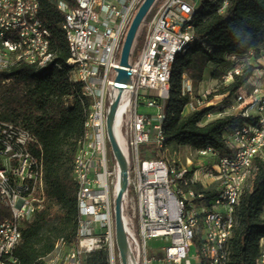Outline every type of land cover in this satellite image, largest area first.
I'll return each instance as SVG.
<instances>
[{"label": "built area", "instance_id": "built-area-1", "mask_svg": "<svg viewBox=\"0 0 264 264\" xmlns=\"http://www.w3.org/2000/svg\"><path fill=\"white\" fill-rule=\"evenodd\" d=\"M144 0H56L64 21L71 22V31L76 33L80 42L76 58L77 68L85 75L90 84L95 106L94 139L89 146L88 161L78 167V173H84L83 200L85 202L84 235L79 240L76 255L67 257L60 264H123L116 236L115 184L119 173V164L114 156L107 130V115L111 104L120 95L117 113H120L119 144L126 156L129 167L128 188L123 195L122 217L127 235L129 264H198L200 255L190 254L192 245L190 222L194 215L182 212V205L174 196L171 178L164 175V155L162 157L141 158L140 147L154 140L161 153L159 125L164 114V99L170 63V53L177 48L180 40L195 35L191 26H184V19L194 4L188 0H162L152 15L145 30L143 44L136 57L131 61V81L121 83L116 80L120 67L122 46ZM41 2V0H40ZM9 4V14L0 18V42L16 46L13 41H5L8 32L23 33L36 49L43 46L39 35V19L35 9H29L28 0L12 5L9 0H0V5ZM38 5V4H37ZM29 51V48H24ZM240 60L237 55L231 57ZM10 59L0 53V70L8 69ZM30 64V63H27ZM244 65L242 62L231 71L235 74ZM261 76L264 74L260 70ZM230 74V75H231ZM123 85V89L120 86ZM184 87L192 86V80L185 76ZM204 93V107L213 103ZM201 100V99H200ZM198 104L190 103L193 109ZM249 100V101H248ZM264 100V87L250 88L242 93L241 103H232V113H240V105H248ZM156 108L155 113L141 112V106ZM264 109V107H263ZM239 110V111H238ZM226 113V111H220ZM219 113V116H220ZM246 116V115H244ZM243 133H227L225 143L229 152L220 153L214 148H201L197 152L215 157L211 175L221 184V193L212 201V222H222L221 204L226 188H236V179L232 184H223V177H230L231 170H237L240 163L254 152V142L264 144V119L261 120L262 132H256V138H249L250 122L242 124ZM234 138L249 140V147L235 150ZM122 143V145H121ZM123 146V147H122ZM42 145L36 135L15 122L0 119V204L11 209L12 215L0 221V264L16 263L14 251L22 239V229L33 220L36 212L43 206L45 195L42 183L38 182L37 154ZM228 156H235V163H228ZM217 160H224V169H217ZM193 161H190V164ZM174 173H179L182 183H186V192L191 198V169L189 165L172 164ZM202 190V202L205 197ZM232 200V197H231ZM231 220V216H230ZM226 231H222L220 243H227ZM205 236H200V240ZM162 239L165 245L160 252L150 255L149 241ZM260 239V255L264 264V253ZM104 251L105 258L97 263L89 258ZM159 256V257H158Z\"/></svg>", "mask_w": 264, "mask_h": 264}, {"label": "trees", "instance_id": "trees-1", "mask_svg": "<svg viewBox=\"0 0 264 264\" xmlns=\"http://www.w3.org/2000/svg\"><path fill=\"white\" fill-rule=\"evenodd\" d=\"M161 2H155L144 20L137 35V49L133 51L135 57ZM41 3L40 16L51 30L53 62L43 70L27 63L0 70V119L32 131L42 145L45 159V199L33 220L22 229L21 242L14 251L16 264H45L60 240L73 245L79 233V185L73 177V168L79 142L86 132L90 100L83 95L82 84L71 79V67L67 64L70 49L61 27V11L49 0ZM193 26L195 39L184 53L178 54L172 68L170 96L165 103L166 144L229 152L226 134L239 125L255 122V118L242 113L227 114L203 123L212 107L185 115L191 95L184 93V79L188 76L194 85L199 84L209 64H224L231 55L253 54L255 59L260 58V47L264 44V0H202L195 11ZM257 68L255 64L244 65L223 92L234 94ZM217 193L216 188L206 189V201L210 203ZM11 215V209L0 204V221ZM262 237L264 159L257 158L236 206L229 239L230 264H256ZM194 243L200 245L199 233ZM104 258V251L97 252L89 262L97 263Z\"/></svg>", "mask_w": 264, "mask_h": 264}, {"label": "bare ground", "instance_id": "bare-ground-1", "mask_svg": "<svg viewBox=\"0 0 264 264\" xmlns=\"http://www.w3.org/2000/svg\"><path fill=\"white\" fill-rule=\"evenodd\" d=\"M12 5H19V1H27V0H9ZM53 2L57 8L59 6L56 4V0H49ZM38 4V5H37ZM29 9H35V13L37 18L39 19V35L44 40L43 46L40 49H36V44H30V40H26L23 36V33L18 32H8L5 34V41H13V45L16 46L15 50L11 49L10 45H2L0 42V53L1 55L6 56V59H10L8 63V68L13 65L19 63H30L37 67L38 70H43L47 68V66L53 62L55 58V53L51 48V30L46 25L45 21L40 16L42 3L40 0H28ZM60 10V9H59ZM196 7L193 6L191 10H189V14L184 19V26H191L192 31L194 32L193 20L195 15ZM61 22V27L64 31L67 43L70 49V57L67 60V64L71 67V79L75 82H80L82 84V92L85 97L90 100V104L88 106L87 119H86V132L83 138L79 142V147L76 152L74 168H73V177L77 181L79 185L78 191V202H79V233H78V241L73 245H68L65 241L60 240L56 246V254L46 258L45 264H60L66 260L67 257H72L76 255L77 247L79 246V240L84 235V217H85V202L83 200V191H84V173H78V167L84 161H88L89 155V146L92 145L94 139V130L92 129L93 124H95V106L93 103V96L90 91V84H87V80L85 75H81L80 71L77 68L76 58L79 54L80 50V42L77 39L76 33H72L71 31V22L64 21V14ZM9 14V4L0 5V18H5L6 15ZM195 39V35H192L187 38H183L180 40L179 44H177V48L170 53V63L168 68V77H167V85H166V94L164 99V114L160 121L159 132L160 136H164L163 140H161V150H167L168 145L166 144V136L164 132V123L166 119L165 114V103L170 96V82L172 75V68L174 61L179 53H184L190 46V44ZM24 48H29V51L24 50ZM233 55H231L232 57ZM236 71L235 74H240L242 71ZM258 78L255 80H251V88H257L259 79L261 78V72H258ZM235 74H231L230 77L233 78ZM184 93H192V86H185ZM242 102V92L237 91L236 99L234 103ZM190 104V103H189ZM248 105V104H247ZM255 113H250L249 107H244V109H240V113L246 116H252L255 118V122H250L249 128V138H256V132H262L261 120L264 119V100H259L256 102ZM232 105L230 106V108ZM227 115L228 113H220V116ZM120 113L118 112L116 115V119L114 122V129L117 137L120 140ZM233 134H241L243 133V125H239L235 127L233 130ZM229 132V133H232ZM122 145V143H121ZM123 147V146H122ZM243 147H249V140H243L241 138H234V148L235 150H242ZM212 148V147H205ZM198 154L202 156H207V153L198 152ZM259 159H264V144L261 142H254V152H251L248 157H246L242 163H240V167L237 170L230 171V177H223V184H232V178L236 179V188L233 192V188H226V192L222 194V201H231V203H223L221 204V217L222 222H212L211 208L212 201L208 203L203 198L202 202V190H206L207 188L198 187L200 184L199 179L197 177V170H191V184H193V190L191 194V198H189V193L186 192V183H182L179 178V173H174L173 166H171V160L168 159L167 156L164 155V175L167 178H171L172 184L174 186V196L179 200V203L182 205V212L187 213L188 215H194V219L190 222V235H191V244L195 245L194 241L196 235L198 234V230L200 236L203 237L200 240V245L196 246V255H200L198 258V264H230L229 257V239L232 236L233 228L235 225V211L236 206L239 203L241 194L243 192L244 186L250 176L252 166L254 161ZM37 161H39L38 165V182L42 183V190L45 195L46 188V180H45V159L43 149H40V153L37 154ZM191 158L186 159V163H182V165H190ZM228 163H235V156H228ZM172 164H179V162L172 161ZM213 168V165L211 166ZM217 169H224V160H217ZM119 173L116 177L115 184V192L117 194L119 188ZM218 193H221V184L218 183ZM232 197V200H231ZM231 216V220H230ZM7 219V217L3 218ZM227 224V232L226 239L227 243H220L218 241L222 240V231H226ZM62 247H69L66 254L62 255ZM261 251L264 253V241L261 244ZM16 264V263H12ZM256 264H262V258L259 254L256 259Z\"/></svg>", "mask_w": 264, "mask_h": 264}, {"label": "rangeland", "instance_id": "rangeland-1", "mask_svg": "<svg viewBox=\"0 0 264 264\" xmlns=\"http://www.w3.org/2000/svg\"><path fill=\"white\" fill-rule=\"evenodd\" d=\"M192 4L195 5L196 9L200 7V4L202 0H188ZM153 10V7L151 8L150 12ZM144 27V21L142 22L137 35H139ZM137 36L134 41V45L132 48V55L130 57V60L132 61L135 56L133 55V51L137 49ZM140 47H138L137 53L140 51ZM242 62L243 65H248V64H255L258 66V68L255 70L253 73L252 77L248 80L246 84H244L242 87H240L237 91H241L242 93H247L250 91L251 88V80H255L258 78L259 71L263 70L264 71V65L262 63H258L256 59L254 58L253 54H248L244 56L243 58H240V60H234L231 58V56H228L227 61L219 66L218 68H215L214 66L210 67L207 69V75L206 78L209 80V85L206 88V90L202 91L200 89L199 84L194 85V90L190 94L191 95V101L190 103H194L195 105L198 104L197 102L200 100L201 104L199 105V108H204L203 105L204 102V93L208 92L207 95V100L212 102L213 104L210 106L212 109L210 112L204 117L203 123H206L212 119H215L219 116L220 111H226V113H232L233 111L230 110V106L232 103L235 102L237 91L234 94H230L229 91L223 92L224 89L228 87V85L233 81L234 77L231 78L230 74L233 69H235L239 63ZM261 78L259 79L260 83L262 84V87H264V74L260 76ZM212 95V98L209 99V97ZM249 101V100H248ZM244 107H249L250 113H255V108L256 105L250 104L247 105V102H244L243 104L240 105V109H244ZM198 108V109H199ZM141 112H148V113H155L156 108L154 107H147L145 105L140 107ZM194 111L193 107L188 104L184 110V114H188L189 112ZM239 111V110H238ZM226 115V114H225ZM198 149H193L189 145H181L178 143H172L168 145V148L165 153H161L159 149V145L157 142L154 140H151L150 142L141 145L140 151H141V158H148V157H154V158H159L162 157V154L167 156L168 159L171 161H176L180 163H186V159L189 157L193 161L190 165L189 168L193 171L197 170V177L199 179V182L203 187L205 188H216L218 189V183L215 181V179L208 175L210 172L211 166L215 162V157L213 156H202L198 154L197 152ZM201 232L198 230V233ZM149 250H150V255L156 254L160 252V254H163L161 248L162 246L165 245V242L162 239H151L149 241ZM69 247H62V255L66 254L68 251ZM196 253V245L192 246L191 251H190V256L193 259V254ZM159 257V256H158ZM163 264V263H162Z\"/></svg>", "mask_w": 264, "mask_h": 264}, {"label": "water", "instance_id": "water-1", "mask_svg": "<svg viewBox=\"0 0 264 264\" xmlns=\"http://www.w3.org/2000/svg\"><path fill=\"white\" fill-rule=\"evenodd\" d=\"M157 0H144L138 11L136 12L132 23L128 29L126 34L122 51H121V60L120 67L117 69L118 75L116 80L121 83H128L131 81V63L130 57L132 55V48L134 45L135 38L137 36V32L145 20L147 15L149 14L151 8L155 4ZM120 89H123V85L120 86ZM120 95L115 99V101L111 104L108 115H107V130L110 141L111 150L116 157L119 164V188L117 191V195L115 198V213H116V236L118 249L121 256V260L123 264H129V250H128V241L127 235L124 228V222L122 217V200L125 191L128 188L129 182V167L126 156L119 144L115 129L114 122L116 119V112L119 103Z\"/></svg>", "mask_w": 264, "mask_h": 264}, {"label": "crops", "instance_id": "crops-1", "mask_svg": "<svg viewBox=\"0 0 264 264\" xmlns=\"http://www.w3.org/2000/svg\"><path fill=\"white\" fill-rule=\"evenodd\" d=\"M261 57L260 58H258V59H256V61L258 62V63H262L263 65H264V44L263 45H261ZM221 65H223V64H219V65H216V64H209L208 66H207V68H206V72H205V75H204V79L201 81V83L199 84V86H200V89L203 91H205L206 90V88L208 87V83H209V80L206 78V75H207V69L208 68H210V67H212V66H214L215 68H218L219 66H221ZM56 250H54L48 257H50V256H53V255H55L56 254Z\"/></svg>", "mask_w": 264, "mask_h": 264}]
</instances>
